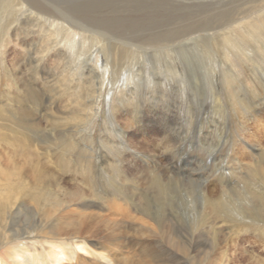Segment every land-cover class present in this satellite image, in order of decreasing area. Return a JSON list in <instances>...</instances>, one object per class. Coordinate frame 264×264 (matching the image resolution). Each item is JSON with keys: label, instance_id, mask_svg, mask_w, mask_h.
Wrapping results in <instances>:
<instances>
[{"label": "rangeland", "instance_id": "1", "mask_svg": "<svg viewBox=\"0 0 264 264\" xmlns=\"http://www.w3.org/2000/svg\"><path fill=\"white\" fill-rule=\"evenodd\" d=\"M15 200L22 227L101 208L173 224L181 245L149 239L150 264H264V0H0Z\"/></svg>", "mask_w": 264, "mask_h": 264}, {"label": "bare ground", "instance_id": "2", "mask_svg": "<svg viewBox=\"0 0 264 264\" xmlns=\"http://www.w3.org/2000/svg\"><path fill=\"white\" fill-rule=\"evenodd\" d=\"M18 203L15 200L0 208V264H150L147 259L149 239L167 235L172 244L181 245L173 224L163 225L162 221L147 219L145 213L134 216L132 211L123 209L109 208L111 211L103 212L104 208H101L88 214L89 220L84 222L70 221L59 215L55 224L35 222L32 226L22 227L19 223L22 210L17 208ZM81 205L83 202L79 203ZM93 218L106 225V230L100 225L94 227ZM127 222L138 228L132 227V233L114 231L113 228L118 229ZM127 235L137 243L138 251L126 248L124 239ZM130 253L135 255L134 258L123 256Z\"/></svg>", "mask_w": 264, "mask_h": 264}]
</instances>
